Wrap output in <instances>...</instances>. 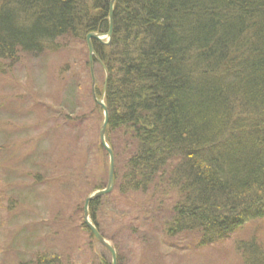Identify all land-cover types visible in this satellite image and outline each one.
Listing matches in <instances>:
<instances>
[{"label":"trees","instance_id":"16d2710c","mask_svg":"<svg viewBox=\"0 0 264 264\" xmlns=\"http://www.w3.org/2000/svg\"><path fill=\"white\" fill-rule=\"evenodd\" d=\"M110 1L0 0V60L106 34ZM93 47L108 78L119 194H173L166 234H196L203 245L263 218L264 0H117L111 43ZM98 203L90 208L105 237ZM235 250L244 264H264L254 239ZM31 264L61 262L42 253Z\"/></svg>","mask_w":264,"mask_h":264},{"label":"rangeland","instance_id":"374dc122","mask_svg":"<svg viewBox=\"0 0 264 264\" xmlns=\"http://www.w3.org/2000/svg\"><path fill=\"white\" fill-rule=\"evenodd\" d=\"M60 48L0 60V264H31L42 253L61 264L111 259L84 224L85 200L106 187L109 165L88 48L86 40ZM104 75L94 59L98 99ZM173 198L123 197L115 186L98 200L96 221L123 264H244L237 241L264 249V217L213 245L196 234L168 236Z\"/></svg>","mask_w":264,"mask_h":264},{"label":"water","instance_id":"95a60500","mask_svg":"<svg viewBox=\"0 0 264 264\" xmlns=\"http://www.w3.org/2000/svg\"><path fill=\"white\" fill-rule=\"evenodd\" d=\"M117 0H111L109 3V28L106 34H98V33H90L86 37V44L89 53V65H90V74L92 79V92L93 98L95 103L101 108L104 115V122L100 130V143L102 148L106 151L109 158V165H108V181L107 185L103 190H98L87 197L84 203V224L85 227L91 232L95 240L102 245L110 254L111 256V264H118L117 259V252L113 248V246L99 233L96 226L90 220V205L105 197L110 195L115 188V155L111 147L108 145L106 141V130L109 124V113L107 106L105 105L104 95L106 91V84H107V74H106V81L105 86L103 89V95L98 99L96 92H95V76H94V59L97 58L95 53L93 42H98L102 45H109L111 43L114 31V9Z\"/></svg>","mask_w":264,"mask_h":264}]
</instances>
